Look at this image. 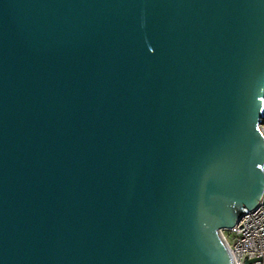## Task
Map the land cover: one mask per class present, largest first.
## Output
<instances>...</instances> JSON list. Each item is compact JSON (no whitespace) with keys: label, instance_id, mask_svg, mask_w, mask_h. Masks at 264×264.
<instances>
[{"label":"water","instance_id":"1","mask_svg":"<svg viewBox=\"0 0 264 264\" xmlns=\"http://www.w3.org/2000/svg\"><path fill=\"white\" fill-rule=\"evenodd\" d=\"M263 109L264 0H0V264H231Z\"/></svg>","mask_w":264,"mask_h":264},{"label":"built area","instance_id":"2","mask_svg":"<svg viewBox=\"0 0 264 264\" xmlns=\"http://www.w3.org/2000/svg\"><path fill=\"white\" fill-rule=\"evenodd\" d=\"M263 123L264 116L260 125L264 133ZM262 169L264 174V163ZM223 232L231 264H264V185L257 204L240 213L233 226Z\"/></svg>","mask_w":264,"mask_h":264},{"label":"rangeland","instance_id":"3","mask_svg":"<svg viewBox=\"0 0 264 264\" xmlns=\"http://www.w3.org/2000/svg\"><path fill=\"white\" fill-rule=\"evenodd\" d=\"M264 124V123H263ZM225 235H227V232H223ZM228 238V237H227ZM229 239V238H228Z\"/></svg>","mask_w":264,"mask_h":264},{"label":"bare ground","instance_id":"4","mask_svg":"<svg viewBox=\"0 0 264 264\" xmlns=\"http://www.w3.org/2000/svg\"><path fill=\"white\" fill-rule=\"evenodd\" d=\"M223 231H224V230H223ZM223 231H221V233H222Z\"/></svg>","mask_w":264,"mask_h":264}]
</instances>
